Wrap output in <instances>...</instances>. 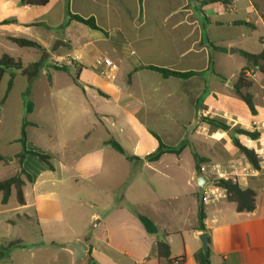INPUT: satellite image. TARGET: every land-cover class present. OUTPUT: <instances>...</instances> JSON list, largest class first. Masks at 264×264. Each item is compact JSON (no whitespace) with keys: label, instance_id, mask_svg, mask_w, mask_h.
I'll return each instance as SVG.
<instances>
[{"label":"crops","instance_id":"0c3cea01","mask_svg":"<svg viewBox=\"0 0 264 264\" xmlns=\"http://www.w3.org/2000/svg\"><path fill=\"white\" fill-rule=\"evenodd\" d=\"M53 1L49 0L44 6H34L23 0H0V37L11 43L13 42L9 38H22L38 43L42 49H31L43 53L41 60L45 66L34 62L29 67L39 69L42 66L44 73L50 76L49 81H52L51 71H61L52 68L54 58L62 61L68 72L74 70L78 81L71 88L81 91L82 96L75 94V104L83 112L65 118V125L60 132L49 128L56 137L52 151L46 152L29 146L30 140L27 138L28 150L51 156L52 170L46 163L31 155L20 166L16 156L21 151L10 162L0 155V174H9L0 181L13 177L21 169L31 177L28 180L23 176L24 205H20L17 198L14 203H10L13 194L16 195L15 190L7 204L2 203L3 195L0 193V246L17 242L9 256L0 260V264H72V254L64 247L67 242L75 239L85 241L90 247L92 260L89 264H167V260L160 259L157 255L160 241L170 245L169 260H181V264H198L194 258L202 250L198 238L202 232L196 229L198 213L202 207L197 195L198 187L196 189L191 185L186 193V182L176 181L177 174L184 166L187 151L207 158L208 165L216 158L220 168L230 171L232 176L229 178L237 181L243 189L250 188L256 192V209L253 212H238L236 204L227 197L215 202H203L211 264H264V161L261 162V169L255 170L245 157L228 159L224 141H232L231 131H212L204 124H198L197 127L193 124L186 127V130L168 129L162 135L164 139L161 141L164 144L184 142L181 140L186 138L187 147L180 155L164 154L154 163L145 160L151 152L140 153V148L144 140L154 139L153 134H158L152 130L137 131L140 139L133 155L123 149L128 155L139 158L138 161L143 166H151L154 174L152 180L145 184L151 195L127 196L132 183H127L123 178L121 185L127 186L122 196H89L87 200L94 210L86 212L79 208L73 213V220L66 219L63 198L53 190L55 177L57 180V166L55 162L52 163V159L55 161L57 155L66 153L64 150L69 149L70 140L66 138L68 133L70 136L73 134L69 130L76 126L73 122L84 121L81 124L84 127L81 134L87 135L90 130L87 129L86 118L90 115L100 118V124H103L102 120L115 119L120 114H134L140 120L150 116L151 120L158 121L162 118L159 117L160 114L167 116L185 112L188 121L216 118L227 122L231 129L242 125V128L248 130H251L254 122H264V115L261 116L257 108V116H253L250 111L233 115L234 105L239 103L224 95L222 86L218 84L222 78L217 77L215 70L216 89L207 96V80L204 77L213 65L212 52H218L207 48L204 36L214 42L218 40V35H214L216 30L222 36L223 33L220 34L219 31L231 35L235 25L242 23L250 28L253 24L264 26V17L260 16L264 12L243 0H223L218 3L195 0L202 8L201 19L193 11L198 6L193 7L194 4L189 0H143L141 5L139 0H69L72 14L84 18L94 17L98 26L107 33L67 20L65 25L60 24L56 28L54 34L48 35L43 30L51 25L48 17H36L35 13L39 7L49 8ZM229 5H233V9L227 10ZM239 12H243V19L238 17ZM230 13H234L235 18L228 17ZM38 27L41 29H37ZM229 38L231 37H226ZM226 49L228 51L225 53L228 54L235 50L232 45ZM101 58H108L116 65L114 80H108L100 74L102 67L97 66L96 61ZM67 59L71 60V65L66 62ZM156 60L159 63H155ZM149 65L199 74L189 79L165 78L158 72L143 68ZM198 65L202 67H195ZM224 79L225 84L230 81L229 78ZM150 80L163 85L165 95L157 94L159 89L156 87L153 92L149 91L150 94L144 100L136 98L134 94L137 85L141 83L142 87L151 88ZM170 83L176 84V89L174 85L170 87ZM52 87L53 81L50 82V88ZM98 97L108 104L113 103L116 110L103 109L106 104ZM35 105L33 101L34 108L27 120L30 125L26 128L41 126L31 119ZM181 118L179 115L178 119ZM243 120H248L249 123ZM129 124L132 125V122ZM260 132L263 137L259 141L245 137H240V140L253 149L257 143H264V130ZM108 141H103V146H110ZM155 146H152L153 152ZM158 146L157 140V148ZM102 153V149H98L96 157L91 160L89 153H85L83 157L85 160L87 158V162L76 166V169L82 170L85 178L99 174L105 160ZM31 157L40 161L35 172L28 167L29 162L35 163ZM193 161L192 176L195 178L194 157ZM60 165L66 168L64 164ZM156 165H162L163 168L156 169ZM139 187L145 190L142 184ZM138 214L152 220L158 228V234H149ZM96 219L97 223L93 226ZM62 224L69 231L64 239L57 233L60 230L57 231V227Z\"/></svg>","mask_w":264,"mask_h":264},{"label":"rangeland","instance_id":"374dc122","mask_svg":"<svg viewBox=\"0 0 264 264\" xmlns=\"http://www.w3.org/2000/svg\"><path fill=\"white\" fill-rule=\"evenodd\" d=\"M66 1L67 0H54L49 8L43 9L42 7H39L36 10V17H48L51 23V25H48L47 29H43L48 35L54 34L57 30L56 28L60 24L65 25L68 20ZM189 1L194 4L193 7L198 6V9L196 10L194 8L193 11L196 13L198 18L203 19L201 12L202 8L199 6V3L195 0ZM243 1L254 5L258 11L261 10L264 12V0ZM230 7V10L233 9V5H230ZM242 13L243 12H239L238 17L240 19H243L241 18ZM227 16L235 18L234 13H230ZM260 16L262 18L264 17V15ZM37 29H41V27H38ZM233 30L234 33L231 35L229 33H225V31H219L220 34L223 33V37L217 34L218 30H216L214 35H218V40L213 43L216 46L223 48H228L232 45L235 49H240L252 54H258L261 52L262 47H264V26H257L253 24V27L250 28L245 23H242L235 25ZM225 36H229L232 39H226ZM207 48L210 50L208 45ZM3 54H8L14 58H20L24 64V68L28 71L27 73L24 71L16 72L13 87L8 94L7 88L11 79L10 73L7 72L0 81V155H2L7 162H10V159H13L15 154L22 151V144L19 139L21 138L23 121L24 119L28 120V113L26 112V102L24 98V94L27 91H29L28 100L32 103L33 101L36 103L35 111L31 119L41 125L39 128H26L27 138L30 140L29 146L46 152L52 151L55 146L54 140L56 137L54 136V132H51L49 128L52 127L53 130L56 129L60 132L64 127L63 125H65V118L83 113L75 104V94L77 96L78 94L82 96V93L81 91L71 88L74 82L77 83L78 81L77 73L74 70L68 72V69L66 71H51L53 87L50 88V82L52 81H49L50 76L47 75L48 73H44L42 66H40L39 69L29 67L30 63L34 62H37L38 64L42 63V65L45 66L44 62L41 60V58H43V53L41 51L37 49L19 47L0 37V57ZM211 59L213 65L210 71L204 74L208 87L206 95L208 96L211 93H214L216 89L214 87V78L217 76L214 73L215 70L218 74L217 77L221 76L220 78L226 77L230 79V81L226 84L224 82L226 80L223 79L222 81H218V84L222 86L221 88L224 95H228L234 102L237 101L239 103L238 105H234L233 115H242V111H245V113L249 112L245 103L234 92V86L239 79V75L247 66L246 59L237 53L228 54L220 51L215 53L212 52ZM59 63L60 65H64L62 61ZM155 63H159V60H156ZM51 66L54 70L57 67L55 64H52ZM195 67L202 66L198 65ZM249 71L250 72L247 73L246 76L248 81L253 83V86L249 89V91L254 95L256 108L258 109L260 115L263 116L264 75L254 68ZM32 73L33 76L31 77ZM150 84L151 88L142 87L141 83L140 85H137L135 88V97L144 100L145 97L150 94L149 91L153 92L156 87L157 90L159 89L157 94L160 96L165 95V90L162 88L163 85H159L155 80H150ZM169 86L175 87L176 84L170 83ZM81 87L84 88L85 86L81 85ZM89 98L92 99L90 96ZM99 99L102 100L101 98ZM102 101H104V105L106 104L103 109H107L108 111L116 110L113 103L108 104L105 100ZM179 115L182 117L181 119H178ZM149 117L150 116H148L145 120H140L139 116L134 114L129 116L120 114L117 115L115 119L102 120L103 124H100V118L90 115L86 118L88 119L87 129L90 130L87 135L81 134L82 131H84V127L81 125L82 123L84 124V121L78 120L77 122H73L76 126L69 129L73 131V134L70 136V133H68L66 138L67 140H70V142L68 141L70 143L68 144L69 149L64 150L66 153L63 152L62 154L60 153L57 155L55 161L52 159V163L55 162L57 166V180L55 177L53 190L56 191L58 196H62L63 198L64 215L66 219L73 220V213L79 208L80 210L83 209L86 212L93 211V207L90 206V203L87 200L89 196H100L101 198L102 196H122L127 186L121 185L123 178H125L124 180H127V183H132L127 196L151 195L150 189L145 187L146 182L152 180V176L154 174L150 169L151 166H143V163L138 160L127 161L124 156L115 151L111 146H103V141L114 138L122 145L128 154L133 155L135 152V145L140 139V134L137 131L142 129H145L146 131L152 130L160 135L162 140L164 139L162 136L163 133H165L168 129L176 130L177 128H184L186 130V127H190L193 124H195L196 127L198 124H204L202 120L198 122L186 120L185 112L167 116L160 114L159 117L162 118L158 121H153ZM129 122H132V125H130ZM243 122L249 123L248 120H243ZM240 126L242 127V125H239L238 127ZM206 127L208 126L206 125ZM180 139H182V137ZM151 140H144L140 148V153L144 154L146 151L152 153V146L155 145L154 151H156L157 140L155 138ZM181 141L184 142H174L169 145L184 144L186 143V138ZM224 146L228 159H232L236 156L244 157L243 154L233 145L232 141L228 139L225 140ZM255 146L261 148L264 147V143H257ZM56 147L58 149V146ZM98 149H102L103 160L105 159L101 166V172L93 177L85 178V176L82 175V170L76 169V166H82L87 162V158L85 160L83 157L85 153H89L90 160L92 157H96V151ZM185 157L184 166L181 169V172L177 174L176 181L186 182L187 193L190 190L191 185L197 189L198 186L196 178L198 177V173L194 168L195 178H193L192 166L194 165V161L191 151H187ZM31 159L34 160L35 163L29 162L28 167L31 171L35 172V170H37V165L40 164V161L33 157H31ZM260 159L261 162L264 161L263 158L260 157ZM60 163L64 164L66 168L61 167ZM218 165V160L213 158L210 167L216 168ZM70 167H74V169ZM155 167L156 169L163 168L162 165H156ZM222 171L227 173L230 172L228 169H222ZM6 175L9 176V174ZM8 176H2V174H0V179ZM139 184L144 186V191L140 189ZM15 201L16 195L14 193L10 203H14ZM79 204L81 207H78ZM96 211L99 210L96 209ZM97 220L98 219L95 220L93 226L97 223ZM58 230L59 232L57 233L60 238L64 239L68 236H65V234H68L69 231H67L68 228L64 224L59 225L57 227V231ZM59 260L60 262L62 261L61 258Z\"/></svg>","mask_w":264,"mask_h":264},{"label":"trees","instance_id":"16d2710c","mask_svg":"<svg viewBox=\"0 0 264 264\" xmlns=\"http://www.w3.org/2000/svg\"><path fill=\"white\" fill-rule=\"evenodd\" d=\"M49 0H23V2H27L34 6H44L48 3ZM143 0H139L140 5L142 4ZM223 2L222 0H205L203 3H218ZM67 12H68V20L69 21H76L79 22L91 29L99 30L104 33V30H102L94 17L90 18H84L77 14H72L70 11V5L69 0H67ZM10 41L18 45L22 48H37L42 49V47L31 40L22 39V38H9ZM204 41L208 45V47L220 51V52H227L228 50L226 48L216 46L213 42H211L208 37L204 36ZM234 53H237L244 57L247 61V66L242 70V72L239 75V79L237 83L234 86V92L242 99V101L247 106L248 110L253 116L258 115V111L256 109V105L254 102V95L249 91V89L252 88L253 83L248 81V78L246 76L247 72H250L249 70L254 68L258 70L261 74L264 75V49L258 53V54H252L240 49L233 50ZM144 69L155 71L160 73L163 77L169 78V77H176L180 79H189L193 76H196L199 74V72L189 71V72H180L175 70H170L168 68L159 67V66H144ZM57 70L66 71L68 68L64 65H60L56 67ZM17 71H24L27 73V69L24 68V64L21 59L11 57L8 54H3L0 57V81L3 79L4 75L9 72L11 75V79L8 83L7 88V94L11 91L13 87V81L16 75ZM33 76V73L31 74V77ZM225 80L224 78H222ZM245 90V91H244ZM248 90V91H246ZM29 91H27L24 94L25 102H26V112L30 114L33 111V103L28 100ZM202 122L206 124L209 129L212 131L215 130H222L225 132L231 131V140L233 145L244 155L247 162L255 169L260 170L261 169V159L256 154V152L253 149L248 148L245 146L241 140L240 137H245L248 140L252 141H259L263 134L259 131H251L247 130L242 127H236L231 129V126L225 122L224 120L216 119V118H203ZM30 125V123L27 121V119H24L23 125H22V132H21V138L19 141L22 144V151L16 156L18 159V162L20 166L23 164L25 158L28 155L37 157L40 161L46 163L48 167L52 170L53 166L50 162L51 156L49 154L41 153L38 151H30L27 149V133H26V127ZM154 137L158 140L159 146L156 151L150 153L145 157V160L151 163L157 162L161 159V157L164 154H174V155H180L185 147H187V143L180 144L177 146H169L164 144L160 137L156 134H153ZM108 144L116 150L121 155H124L128 161L133 160H140L136 156H130L126 153V151L123 149V147L115 140L111 139L108 141ZM193 157L195 160V170L198 173V176L201 175V166L204 164L209 163V160L205 157L199 156L197 153H193ZM3 159V158H1ZM23 176L26 177V179L30 180V175L21 169L20 172H18L13 177H10L6 180L0 181V193H2V203L7 204L13 190L16 192V198L20 205L25 204V197L23 192V187L25 184V180L23 179ZM217 186L224 188L227 192V198L231 202H234L236 204V210L238 212H253L256 209V192L250 188L243 189L237 181L233 180L232 178L227 179H219L217 182ZM198 195V194H197ZM138 217L143 224L146 231L151 234L155 235L158 234V228L153 223L152 220H150L148 217L138 214ZM206 220V214L203 209V203L202 207H200L199 213H198V225H197V231L201 232H208V229L205 224ZM209 243V242H208ZM17 245V242H10L6 246H0V260L4 259L9 256L10 251L13 247ZM157 255L160 259L167 260V264H173L174 260H169L171 256V249L170 245L167 242L160 241L157 245ZM196 262L198 264H211L209 255L208 257H205L202 250L198 251L194 256Z\"/></svg>","mask_w":264,"mask_h":264},{"label":"built area","instance_id":"2783aa9c","mask_svg":"<svg viewBox=\"0 0 264 264\" xmlns=\"http://www.w3.org/2000/svg\"><path fill=\"white\" fill-rule=\"evenodd\" d=\"M230 5L227 6V10H230ZM53 63L57 66H60V60L54 58ZM68 64L71 65V60H66ZM97 66L102 67L100 74L108 79V80H114L116 78L115 75V70H116V65L114 62L108 58H101L96 61ZM249 73V72H247ZM246 73V75H247ZM251 131H261L264 130V122L259 123V122H254L251 126ZM256 152V154L264 159V147L258 148L254 147L253 148ZM211 165H202L201 166V175H206L211 179V183L206 186L205 191H204V196H203V202H215L219 201L223 198L227 197V192L224 188H221L217 186V182L219 179H227L231 177V173H227L225 171H222V168L218 167H210ZM213 170V171H212ZM173 264H181V260H175Z\"/></svg>","mask_w":264,"mask_h":264},{"label":"water","instance_id":"95a60500","mask_svg":"<svg viewBox=\"0 0 264 264\" xmlns=\"http://www.w3.org/2000/svg\"><path fill=\"white\" fill-rule=\"evenodd\" d=\"M196 183L198 186L199 202L202 205L205 188L211 183V179L206 175H200L196 178ZM198 238L201 242L205 257H208V234L202 232L199 234ZM64 248L72 254V264H89L92 260L91 249L83 240H71L65 244Z\"/></svg>","mask_w":264,"mask_h":264}]
</instances>
